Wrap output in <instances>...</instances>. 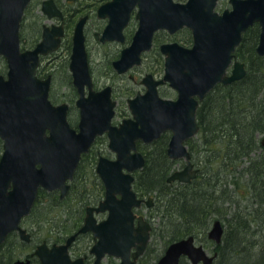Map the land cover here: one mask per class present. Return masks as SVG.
<instances>
[{"label":"water","instance_id":"95a60500","mask_svg":"<svg viewBox=\"0 0 264 264\" xmlns=\"http://www.w3.org/2000/svg\"><path fill=\"white\" fill-rule=\"evenodd\" d=\"M30 0H0V55L7 61V75H0V244L7 236L18 231L20 238L30 241L22 220L31 213L40 188L61 189L65 196L68 180L74 177L81 156L87 152L98 134L108 131L110 147L115 159L101 156L96 171L106 186L105 198L97 207L89 206L79 232L92 230L96 238L91 252L95 264H102L108 254L119 257V264H136L150 238L151 224L139 216L135 225L134 206L142 199L132 189V172L142 168L146 159L137 148V141L149 143L162 133L171 131L167 152L172 159H185V167L169 177L188 183L198 175L186 141L199 131L197 111L216 85H228L243 79L246 63L240 61L235 51L243 34L256 22L260 36L256 47L264 55V0H229L231 8L222 13L216 10L219 0H114V22L105 31L127 23L131 10L139 5V29L132 45L123 51L115 62L120 71L140 63L139 54L152 46L154 33L167 29L170 33L187 27L192 32L190 47L178 42L162 45L166 55L165 76L178 91L177 99L162 98L151 76L147 78L148 90L130 100L132 117L119 126H112L115 102L104 91H91L89 97L79 100L81 109L80 131L73 128L67 118L68 105H54L49 99V81L36 76L38 51L47 52L43 45L52 42L56 49L59 39H45L35 51H20V27ZM52 0L44 3V10L53 14ZM119 18H122L120 22ZM83 21L76 26L71 68L74 83L80 88L89 82L87 51ZM112 38V37H111ZM120 38L115 31V37ZM152 81V82H151ZM84 97V96H83ZM49 130V133H47ZM264 145V139L262 140ZM120 194L121 197H118ZM108 216L98 221L94 213L106 212ZM224 226L220 219L213 222L208 236L221 243ZM75 235L65 244H40L36 254L41 264H83L82 257L73 259L68 252ZM136 248L134 259L131 250ZM185 256L191 264H213L217 253L209 255L203 245L196 244L193 235L171 243L156 264H180ZM17 260L13 264H29Z\"/></svg>","mask_w":264,"mask_h":264},{"label":"trees","instance_id":"16d2710c","mask_svg":"<svg viewBox=\"0 0 264 264\" xmlns=\"http://www.w3.org/2000/svg\"><path fill=\"white\" fill-rule=\"evenodd\" d=\"M184 31V36H188L186 43L191 44L190 31ZM259 36L260 25L255 23L244 33L235 51L237 58L246 63L247 75L229 85H217L199 105L200 129L187 144L194 160L198 150L202 157L205 151L211 154L196 162L200 167L198 177L191 183L168 182L176 160L167 154L170 135L166 134L156 141L155 150L146 152L148 164L138 173L136 181L137 189L155 194L163 202L161 227L156 229V234L165 232L162 237L168 238L166 247L189 235L212 241L208 237L211 224L218 218L224 220L223 240L220 244L213 243V252L217 253L213 264H264V55L256 51ZM82 164L69 193L74 195V201L78 199L76 205L80 208L90 203L81 201L87 186L86 181L80 182L87 179ZM91 169L97 178L94 166ZM40 204L39 216L44 214V222L59 228L47 238L59 241L81 225L80 213L70 224V218L62 220L59 211L67 207L66 200H61L57 192L44 189H40L31 214L23 222L35 216ZM226 205L233 209L223 211ZM55 206L58 219L50 216L54 213L50 208ZM12 235L15 234L0 244V264H10L14 254L21 255L27 247L17 235L13 240ZM186 263L189 261L183 257L180 264ZM33 264L40 262L33 260Z\"/></svg>","mask_w":264,"mask_h":264},{"label":"flooded vegetation","instance_id":"af4514ba","mask_svg":"<svg viewBox=\"0 0 264 264\" xmlns=\"http://www.w3.org/2000/svg\"><path fill=\"white\" fill-rule=\"evenodd\" d=\"M46 1L50 0H30L29 4L27 5L20 27V51H35L38 45L45 39V33L47 34L49 40L59 39V45L56 49H51L53 44L50 41L47 42V44L43 45V48L46 49L47 52H37L38 64L36 66V76L41 81H49V99L54 105H68V121L70 125L77 131H80L79 123L81 120V109L78 106V102L82 98L89 97L91 91H104L105 93L108 92V94L110 95V99L115 102V113L112 117L111 122L112 126H119L124 119L132 117L130 100L136 98L139 94H145L147 92L148 86L146 81L149 75L151 76L152 81H159V83L157 84L159 96L167 99H177L178 91L171 85V83L168 80L162 82L165 76L166 62V55L162 50V45L178 42L177 40L173 39V36L177 35L180 31L187 28H183L174 33H170L167 29L157 30L154 33L151 48L149 50H144L139 54L140 63H135L132 66L128 67L126 70L120 71L116 67L115 62L121 58L123 51L126 48L130 47L134 41V37L140 25V19L138 18V12L140 9L139 5H136L131 10L127 23L120 31L119 27H117L116 29L109 31L108 36L105 38V31L107 29L109 30V25L114 22V0H52V5H49V7L53 8L51 9V11H53V14H50L49 12L44 10V3ZM175 1L180 2L179 0ZM121 20L122 18H119L118 25L122 23L120 22ZM80 21H83L84 23L83 33L87 51L88 75L90 78L89 82H87V80L84 81L85 84L82 88L74 83V73L71 68L74 46V33L76 30V26ZM115 31H117V35H120V38H114ZM191 45L192 43L187 47H190ZM150 56H153L155 58L154 61H156L157 64L159 63V61L161 62V64L163 63V73H160L158 70L160 66L156 68L146 64L147 57ZM3 58L5 59V57ZM156 71L158 72L156 73ZM0 75L6 76L7 73H0ZM121 105H126V108L128 110L125 109V113H123L122 118L118 121V106ZM73 108L74 114H72ZM47 133H49V130H47ZM166 134L170 135L168 139L169 144L172 134L171 131L162 133L159 138L149 143L144 142L142 139H139L137 141V148L144 155L146 163L142 168L132 172L134 176V180L132 181V189L136 193V196L139 199H142L140 206L133 207V211L136 214L135 225L138 226L139 216H142L151 224L152 228L150 230V238L148 240V243L143 253L136 259V264H147L144 261L145 257L146 260L148 256L149 258H151V241L153 240L156 216H154L152 213L147 214L145 212L146 210L152 211V209L158 202V197L155 194L145 193L137 189L136 181L138 179V173L143 170L148 164L146 152L150 151L151 149L155 150L156 147L154 145L156 144V141L162 139ZM104 141H107L106 143L108 146L105 149H102L98 146V144ZM187 141L186 145L188 147V150L190 151ZM105 151H107V155L105 154ZM90 152L91 160L95 158L92 154H96V159H94V161L90 163V167L93 168L94 166L95 174L97 176V178H94V182L98 183L97 185L100 188L101 195H99L97 197V200H95V202H93L92 204H88L84 208H81L79 212L83 218L81 225L73 229L71 232L65 234L59 241H53L49 237H44L42 240L36 242V235L32 232H29L28 229L27 232L30 234V241H25L20 238V234L18 231L11 232L9 235L14 233L24 244L27 245V247H35L31 253L24 254L25 251L23 252L25 256L24 259H20L16 255V258H14L10 264H13L17 260L27 259H29L30 261L29 264H33V260H39L41 264L39 257L34 254L36 248L40 244L46 242L50 247L53 244H65L67 239L73 235H75V237L68 247V252L70 253L71 257L73 259L82 257L84 259L83 264H95L96 255L91 252L93 245L96 243L94 232L92 230L79 232V230L84 223V219L87 214V208L89 206L97 207L100 201H102L106 195V186L97 173L96 167L101 156L108 157L110 159L116 158V153L110 147V138L108 135V131H105L103 134H98L94 142L91 144L89 150L82 154L80 162L75 170L74 177H76V171L83 161V168L85 164H89V162L87 161L88 158L85 159L84 157L86 155H89L88 153ZM169 158L172 159L171 157ZM191 159L192 161L194 160L192 157V153ZM172 160H176V162H182V165L179 164V169L176 168V164H174L172 173L177 170L183 169L187 163L184 158ZM194 167H197L195 163ZM172 173L170 174V176L172 175ZM74 177L71 180H68L67 183L69 185V189L63 197L61 196L62 191L60 188L55 190H44L46 192H57L59 193L61 200L67 201V198L70 195L69 193L74 186ZM175 181L178 180H173L171 182L168 180L169 183H173ZM117 196L121 197L120 194H117ZM71 207L72 206L69 205L70 209ZM108 213V211L99 213L95 212L94 215L98 221H101L108 216ZM9 235L7 236V238L9 237ZM82 243H88V252L83 250ZM16 247L17 246H15V249ZM167 247L165 248V251ZM15 251L17 252V250ZM135 251L136 248L133 247L131 250V260L134 259L133 255ZM164 253L157 257L156 261L150 262V264H156L164 255ZM106 259L107 263H105ZM116 259L117 262L120 263L121 259L119 257L106 254L102 258V264H113L114 262H116ZM117 262L116 264H119Z\"/></svg>","mask_w":264,"mask_h":264},{"label":"rangeland","instance_id":"374dc122","mask_svg":"<svg viewBox=\"0 0 264 264\" xmlns=\"http://www.w3.org/2000/svg\"><path fill=\"white\" fill-rule=\"evenodd\" d=\"M179 1L180 2H185L184 0H179ZM229 7H231L229 0H219V3H218V6H217L216 10H218L219 12H222L224 9L229 8ZM184 34L186 35V31L182 30L177 35L173 36V39L177 40L182 45L189 46L190 44L186 43V39L188 38V36H184ZM185 37H186V39H185ZM154 60H155V58L153 56L147 57L146 64L151 65V66L156 67V68H158L160 66V68L158 70H159L160 73L161 72L163 73V68H162V64L163 63L161 64V62L159 61V63L157 64V62L154 61ZM0 72H2L3 74L7 73V63H6L5 59L2 56H0ZM157 72L158 71H156V73ZM171 97H173V96H171ZM125 109H127L126 105L118 106V113H119L117 115V120L118 121H119V119L122 118L123 113H125ZM72 114H74V108H73ZM0 142H1L0 144L3 145L2 140ZM106 142L107 141L100 142L98 144V146L101 147L102 149H105L108 146ZM2 151H3V148L0 149V155L2 154ZM105 152H106L105 154L107 155V151H105ZM259 152H261V150ZM88 154H89L88 157L87 156L84 157L85 159L88 158L87 161L91 160L90 159L91 152L88 153ZM209 154H211V151H205L203 157L206 158ZM92 155H94V154H92ZM111 157H113V156H111ZM203 157H202V154L199 155V150H198L196 152L195 160H193L194 163L196 164V162H200L201 160H203ZM92 161H94V159H92ZM175 164H176L175 167L179 169V164L182 165V162H176ZM196 166L199 167L197 164H196ZM83 169L85 171V173H83V174H85V177L87 178V180L81 179L80 182L82 183V182L86 181L87 186L85 188V191H86V193L84 194L85 198L82 197L81 201L84 200V201L90 202V203H88L90 205L93 202H95V198H97L99 195H101L100 194V188L97 185L98 183L94 182L93 171H92V169L90 167V164H85ZM47 199H48V197H47ZM74 199H75L74 195H70V198L67 199V201H66L67 207L63 208V209H61L59 211V213L61 214L60 218L62 220L66 219V218H68V219L70 218L68 224L72 223L78 217V214H79V212L81 210L80 206L76 205L79 202L78 199H76L75 201H74ZM41 202H43V201H41ZM69 205L72 206L71 209L69 208ZM162 205H163V202H161V200L158 199V202L156 203V205L152 209V211L146 210V212H145L147 214H151L152 213L154 216H156V219H155V230H154L153 240L151 241V243H152V246H151L152 251L150 252L151 258H149V256H148L147 260H146V257H145V260H144L147 264H150V262H152V261L153 262L156 261V258L159 257L165 251V247H166L165 244L167 243V239H168L167 237L166 238L162 237V233L165 234V232L163 231V232L160 233V229H162V228H160L159 232H158L160 234L159 235L156 234V229L161 227L160 224H161V217L163 216V213H162V211H160L161 210L160 207ZM56 208H58V207L55 206V207H51L50 208V210L54 211V213H51L50 216L53 217V218L58 219V216L55 215L56 214V212H55ZM36 209H37V212H36L35 216H32V217L28 218L27 222H23L22 223V226L26 227L29 230V232H32L33 234L36 235L35 241L37 242L39 240H42L44 237L48 236L50 233L53 234L55 232V230H58L59 228L57 227L56 224H51L50 225L49 222H44L43 221L44 214L39 216L40 213H41L39 211L42 210V204L38 205ZM232 209L233 208H231L228 205L223 207V211H228L229 212ZM218 219H220L221 221L224 222V220L222 218H218ZM64 223H67V222H63V224ZM212 225H213V223L211 224L209 230L211 229ZM11 238L13 240H16L14 235H12ZM196 240H197L198 244L203 245V247L205 248V250L207 251V253L209 255L211 254V255L214 256L215 253L213 254V247H214L213 246V243H214L213 241H206L204 238L202 239L201 237L196 238ZM82 245H83L82 246L83 250L88 252L89 251V248L87 249L88 243H86V244L82 243ZM34 247L35 246L26 247L25 249H23V251L25 250L24 254L31 253L33 251ZM23 251H22L21 255L16 253V254H14V256L17 255L20 259H24L25 256L23 254ZM18 252H19V249H18ZM215 259H216V257H215ZM215 259H214V261H215ZM187 261H189V260L187 259ZM116 262H117V259H116ZM116 262H114L113 264H116ZM105 263H107V259L105 260ZM117 263H119V262H117ZM189 264H191L190 261H189Z\"/></svg>","mask_w":264,"mask_h":264},{"label":"bare ground","instance_id":"6f19581e","mask_svg":"<svg viewBox=\"0 0 264 264\" xmlns=\"http://www.w3.org/2000/svg\"><path fill=\"white\" fill-rule=\"evenodd\" d=\"M222 240H223V238H222ZM241 240V239H240ZM222 242V241H221ZM220 244V243H219Z\"/></svg>","mask_w":264,"mask_h":264}]
</instances>
